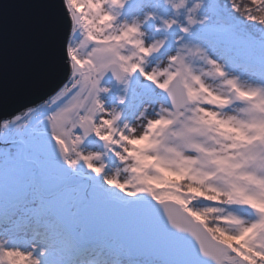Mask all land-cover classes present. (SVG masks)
<instances>
[{"label":"snow or ice","instance_id":"6c2138e0","mask_svg":"<svg viewBox=\"0 0 264 264\" xmlns=\"http://www.w3.org/2000/svg\"><path fill=\"white\" fill-rule=\"evenodd\" d=\"M30 7L47 91L0 119V264H264V0Z\"/></svg>","mask_w":264,"mask_h":264},{"label":"water","instance_id":"95a60500","mask_svg":"<svg viewBox=\"0 0 264 264\" xmlns=\"http://www.w3.org/2000/svg\"><path fill=\"white\" fill-rule=\"evenodd\" d=\"M39 0H6L13 7L0 22V91L13 103L0 108V119L19 114L27 106L42 102L47 90H30L27 83L38 54L39 37L32 23L37 10L30 5Z\"/></svg>","mask_w":264,"mask_h":264}]
</instances>
